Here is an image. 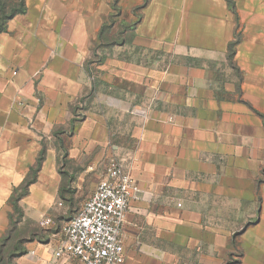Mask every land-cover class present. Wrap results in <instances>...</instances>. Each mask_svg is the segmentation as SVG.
I'll use <instances>...</instances> for the list:
<instances>
[{"label": "crops", "instance_id": "crops-1", "mask_svg": "<svg viewBox=\"0 0 264 264\" xmlns=\"http://www.w3.org/2000/svg\"><path fill=\"white\" fill-rule=\"evenodd\" d=\"M24 1L0 32V240L14 203L57 227L16 264H81L58 215L113 156L135 180L124 264H264V0ZM128 2L138 52L100 56Z\"/></svg>", "mask_w": 264, "mask_h": 264}, {"label": "built area", "instance_id": "built-area-1", "mask_svg": "<svg viewBox=\"0 0 264 264\" xmlns=\"http://www.w3.org/2000/svg\"><path fill=\"white\" fill-rule=\"evenodd\" d=\"M134 190L123 161L111 157L94 192L62 226L56 254L81 264H124L122 229Z\"/></svg>", "mask_w": 264, "mask_h": 264}, {"label": "rangeland", "instance_id": "rangeland-1", "mask_svg": "<svg viewBox=\"0 0 264 264\" xmlns=\"http://www.w3.org/2000/svg\"><path fill=\"white\" fill-rule=\"evenodd\" d=\"M6 2V4L11 8V6L14 5L15 2L19 1V0H3ZM132 3L128 2L127 4L122 5L119 9L124 10V18L121 19V16L116 20V26L114 27L113 30L108 31L107 34L105 35L104 38H102L101 42H100V52L99 55H105L104 53L107 51L106 48L109 49V47H111V45H114L116 43H120L121 41H126L129 45L132 42V38H133V33L131 32V30L126 31L124 30V33L121 34V30L126 29L125 26L129 27L133 22H134V18L131 17L130 12L132 11ZM9 8V9H10ZM114 22V18L112 19ZM124 22V23H123ZM123 23V24H122ZM106 46V47H104ZM131 48H129V53L131 52H138L137 48H133L132 45H130ZM129 46V47H130ZM113 49V47H112ZM132 146V143H130ZM130 146V147H131ZM75 199V198H74ZM78 208V207H77ZM77 208L74 211H70V212H66V213H60L58 215L59 220L60 219H64V220H69V218L76 212ZM53 225L52 222H46L43 221L41 224L39 225H34L31 222H23L22 224L18 223L16 231L14 232V235L12 237V239L10 240V242H8L5 250H4V255L7 254L8 251H10L11 249H14L16 242L22 238V237H28L32 234V232H37V239L39 240H43L45 239L50 232L47 230V226L49 225ZM55 228L57 227L56 223H54ZM53 228V230L55 229ZM7 263V262H6ZM7 264H16V258H14L13 260H11V262L7 263Z\"/></svg>", "mask_w": 264, "mask_h": 264}, {"label": "trees", "instance_id": "trees-1", "mask_svg": "<svg viewBox=\"0 0 264 264\" xmlns=\"http://www.w3.org/2000/svg\"><path fill=\"white\" fill-rule=\"evenodd\" d=\"M231 1V0H230ZM6 4L5 1L0 0V32H4L7 30L8 21L13 18L15 15L19 13H24L26 11V5L24 0H19L14 3L11 8ZM40 160V159H39ZM11 225L9 227L8 232L5 236L0 240V264H7L11 262L14 258L24 254L27 252V248L25 247L24 243L27 240L36 239L37 232H32V234L28 237L20 238L14 247L4 255V250L12 239L14 232L16 231L18 223L22 222L23 211L16 203H14V212L11 213ZM7 262V263H6ZM235 262L234 260L227 261L226 264H232Z\"/></svg>", "mask_w": 264, "mask_h": 264}]
</instances>
